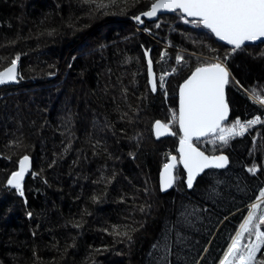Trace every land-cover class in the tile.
<instances>
[{
  "label": "trees",
  "instance_id": "trees-1",
  "mask_svg": "<svg viewBox=\"0 0 264 264\" xmlns=\"http://www.w3.org/2000/svg\"><path fill=\"white\" fill-rule=\"evenodd\" d=\"M152 2L0 0V71L20 57L17 86L0 85V264H163V250L152 246L166 228L175 240L185 206L201 209L199 218L180 228L186 239L169 261L217 264L256 202L264 188L262 125L217 147L228 168L207 170L189 192L176 170L173 190L159 193L158 172L176 154L178 130L156 141L152 124L167 123L176 105L150 91L144 53L157 81L168 73L176 100L198 63L231 49L178 12L133 23ZM227 67L239 81L226 88L229 122L264 112L246 96L253 87L264 93V43L242 47ZM24 155L32 169L22 197L7 179ZM113 226L132 240L112 235Z\"/></svg>",
  "mask_w": 264,
  "mask_h": 264
},
{
  "label": "snow or ice",
  "instance_id": "snow-or-ice-1",
  "mask_svg": "<svg viewBox=\"0 0 264 264\" xmlns=\"http://www.w3.org/2000/svg\"><path fill=\"white\" fill-rule=\"evenodd\" d=\"M86 2L96 3V0ZM98 6H104L103 0H100ZM162 11H178L185 23L202 27L231 46V52L225 53L223 58L216 55L210 60L198 63L183 83L179 84L178 107L170 110L168 122L156 120L153 124L152 130L157 139L164 135L177 136V131L172 130L174 126L178 130L177 155L167 154V162L160 171V190L165 191L173 186L176 181L174 172L181 165L186 173V187L191 190L195 187L197 178L207 174L206 170L224 169L229 164L227 155L214 154L217 147H229L231 141L244 137L254 125L264 126V119L260 115L245 120L236 117L229 122L231 109L226 99V87L239 84L227 67L229 57L242 50L245 42L264 40V0H153L150 9L134 16V19L143 23L141 16L152 18ZM156 27L160 25L157 24ZM144 56L147 59V83L150 91L156 93L159 88L167 98L165 76L168 73L161 75L157 81L149 53L145 51ZM19 59L17 55L8 67L0 71V85L17 80ZM183 60L184 57L177 54V64H181ZM248 98L264 108V93H258L253 87ZM201 140L213 145L211 153L201 150L198 146ZM29 167V156L24 155L19 160V169L13 171L7 179V185L22 197V182ZM248 172L255 174L257 167L254 165L248 168ZM256 201L249 206L247 215L243 217L235 234L230 235V242L227 243L218 264H264V255L259 258L257 256L264 249V188L260 189ZM200 211L196 206H185L180 214L181 218L173 226H179L175 231V240L170 236L173 229L166 228L161 240L153 244L154 249L163 250L164 255L160 258L163 264H171L168 257L173 254V248L186 239L180 228L190 227L193 218H199ZM27 215L31 218L32 213L28 212ZM118 227L113 226L112 235L126 237L131 241L132 236L127 231H119ZM131 231L138 229L133 228Z\"/></svg>",
  "mask_w": 264,
  "mask_h": 264
},
{
  "label": "water",
  "instance_id": "water-1",
  "mask_svg": "<svg viewBox=\"0 0 264 264\" xmlns=\"http://www.w3.org/2000/svg\"><path fill=\"white\" fill-rule=\"evenodd\" d=\"M151 6V5H150ZM150 9V7L148 8V10ZM147 10V11H148ZM178 12V11H177ZM172 13H176V12H168V11H162V12H159L158 14H157V16L156 17H152V18H149V17H144V16H141V20L143 21V23L144 22H148V23H152V22H155V21H157L158 20V18L159 17H161V16H165V15H168V14H172ZM179 13V12H178ZM180 14V13H179ZM140 15V14H139ZM180 16H181V14H180ZM132 22L133 23H138L139 24V26H142L143 25V23H139V22H137L135 19H132ZM202 28V27H201ZM203 29V28H202ZM204 31H206V32H208L206 29H203ZM209 33V32H208ZM213 38H214V40L216 41V42H218V43H220V44H223L224 46H226V47H228V48H230L231 49V46L230 45H227L226 44V42H224V41H220V40H218L216 37H214L213 35H211ZM260 43H264V40H257V41H249V42H245V45L244 46H242V47H245V46H255V45H258V44H260ZM154 70V69H153ZM155 73V72H154ZM155 76H156V74H155ZM18 78V77H17ZM146 79H147V64H146ZM183 83V82H182ZM17 84H18V79L15 81V82H8V83H5V85H7V86H10V87H15V86H17ZM148 84V83H147ZM149 86V85H148ZM150 88V87H149ZM227 88V87H226ZM178 107V90H177V101H176V108ZM156 121V120H155ZM154 121V122H155ZM154 122H153V124H154ZM153 124H152V128H153ZM152 135H153V138H154V140H156V141H159V140H162V139H167V138H172L173 136H171V135H164V136H161L159 139H157L156 138V136H155V134H154V132H153V130H152ZM202 141V140H201ZM177 146H178V143H177ZM177 146H176V148H177ZM176 155H177V153H176ZM225 155V154H224ZM30 159V158H29ZM229 165V164H228ZM228 165H227V167L226 168H228ZM226 168H224V169H226ZM19 169V163H18V167H17V170ZM32 169V161H31V159H30V167H29V171H28V173H26V175H25V178H24V181H25V179H26V177L28 176V174H29V172H30V170ZM224 169H216V170H224ZM162 170V168L159 170V172H158V177H157V186H158V191H159V193L161 194V195H165V194H167V193H169V192H171L172 190H173V188H174V184H173V186L171 187V188H168V189H166L165 191H161L160 190V171ZM176 170H180L183 174H184V184H185V187H186V173L184 172V170H183V167H182V165L181 166H178V168L176 169ZM175 170V171H176ZM207 171V170H206ZM174 175H175V172H174ZM203 175V174H202ZM201 175V176H202ZM198 178H200V177H198ZM197 178V179H198ZM23 181V182H24ZM22 182V183H23ZM196 182V181H195ZM195 182H194V184H195ZM186 190L189 192V191H191L190 189H188L187 187H186Z\"/></svg>",
  "mask_w": 264,
  "mask_h": 264
},
{
  "label": "rangeland",
  "instance_id": "rangeland-1",
  "mask_svg": "<svg viewBox=\"0 0 264 264\" xmlns=\"http://www.w3.org/2000/svg\"><path fill=\"white\" fill-rule=\"evenodd\" d=\"M182 22H184V20L182 19L181 20ZM137 30H139L138 28H137ZM145 35H147V32H145ZM160 77V76H159ZM159 77H158V81H159ZM187 78V77H186ZM166 79H167V76H165V81H166ZM159 89V88H158ZM178 89V88H177ZM159 91H162V92H164L163 90H160L159 89ZM166 91H167V99H171V103L172 104H174L175 103V105H176V101H177V98H176V100H173L174 98H170L171 96H173L174 95V93H173V91H174V89L172 90V93H170V91H168L167 89H166ZM176 96H177V94H176ZM205 144H203V143H201L200 142V146L204 149V148H206L205 146H204ZM176 155V154H175ZM159 170V169H158ZM179 172H181V171H179ZM180 174H182L183 175V173L181 172ZM181 178V177H180ZM257 202V201H256ZM250 206V205H249ZM249 206L247 207V210H248V208H249ZM262 207H264V205H262ZM247 210H246V215H247ZM245 215V216H246ZM242 223V222H241ZM238 230V229H237ZM259 254V253H258ZM257 254V255H258Z\"/></svg>",
  "mask_w": 264,
  "mask_h": 264
},
{
  "label": "built area",
  "instance_id": "built-area-1",
  "mask_svg": "<svg viewBox=\"0 0 264 264\" xmlns=\"http://www.w3.org/2000/svg\"><path fill=\"white\" fill-rule=\"evenodd\" d=\"M252 103L255 104L256 106H259V107H260V105L258 104V102H253V101H252ZM261 108H262V107H261ZM263 109H264V108H263ZM255 115H260V116H262V119H264V113H259V114H255ZM255 115H252V116H250V117H248V118H246V119H251V118H252L253 116H255ZM241 120H245V119H241ZM258 126H260V125H259V124H258V125H254L253 128L249 130V132H250L251 130H253L254 128L258 127ZM249 132H248V133H249ZM248 133H247V134H248ZM247 134H246V135H247ZM246 135H245V136H246ZM238 138H239V137H238ZM204 144L207 145V146H213L211 143H207L206 141H204Z\"/></svg>",
  "mask_w": 264,
  "mask_h": 264
}]
</instances>
